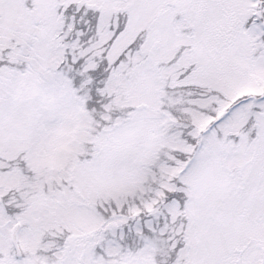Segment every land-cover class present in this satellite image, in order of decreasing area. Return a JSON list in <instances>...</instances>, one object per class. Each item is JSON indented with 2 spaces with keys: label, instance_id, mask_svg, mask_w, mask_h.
Segmentation results:
<instances>
[{
  "label": "snow or ice",
  "instance_id": "obj_1",
  "mask_svg": "<svg viewBox=\"0 0 264 264\" xmlns=\"http://www.w3.org/2000/svg\"><path fill=\"white\" fill-rule=\"evenodd\" d=\"M0 264H264V0H0Z\"/></svg>",
  "mask_w": 264,
  "mask_h": 264
}]
</instances>
